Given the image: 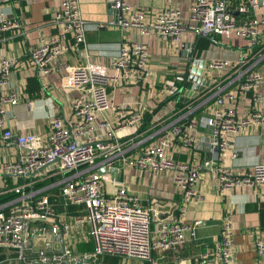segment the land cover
I'll use <instances>...</instances> for the list:
<instances>
[{"label": "built area", "instance_id": "1", "mask_svg": "<svg viewBox=\"0 0 264 264\" xmlns=\"http://www.w3.org/2000/svg\"><path fill=\"white\" fill-rule=\"evenodd\" d=\"M106 1L110 10L123 12L117 20L122 30L137 27L143 33L152 32L156 38L175 44L186 32L234 34L253 44L257 40L258 26L264 24L263 20L250 15L257 8L258 0H248L238 6L237 11L244 14L242 19L232 14L227 0H196L186 23L182 21L180 9L171 7L156 10L148 24L144 23L141 12L130 17L125 15L130 8L126 0ZM11 3L12 0H0V33L21 28V19L10 9ZM51 22L55 33L32 47L29 55L38 73L60 72L64 86L77 91L71 103L75 117L71 124L52 115L45 137L35 132L14 134L6 121L11 108L20 99L17 88L9 81L15 59L0 58V153L3 149L11 150L13 156L6 155L0 162L2 173L12 178V185H3L0 192L13 195L0 204V248L14 250L16 264H96L103 254L164 264L153 252L172 251L195 234L196 222L185 223L183 214L186 204L199 199L196 191L199 168L191 158L193 149L202 146L194 136L199 124L210 130L206 146L213 154L210 163L216 164L213 170L220 191L243 187L264 189V155L246 168L217 163L218 155L229 145L230 134L235 135L249 125L264 127L261 111L238 115L235 94L224 90V86L214 87L216 90L211 94L215 96V103L211 113L203 117L198 113L188 115L193 109L190 107L185 115L179 116L185 119L184 124L170 122L159 128L158 134L148 142L145 143L146 138L141 139L144 149L131 157L117 133L138 130L147 111L144 100L135 106L129 103L112 105L108 89L144 80L148 75L147 46L124 40L109 64L88 59L76 64L72 58L66 59L74 49L81 52L79 44L85 43L86 24L78 0H57ZM58 57L64 59L50 66L49 63ZM227 64L226 60L213 59L210 65L221 69ZM187 72L181 71L166 80L169 95L183 87L178 83H187ZM263 81L261 71L251 72L240 81V88L253 91ZM176 142L189 150L187 159L172 157L171 149ZM122 166L154 173L169 172L181 196L178 213L167 220L159 219L158 212L144 206L114 178L112 169L116 168L119 173ZM101 168L103 173L98 172ZM54 173L63 177L46 187L33 189L35 182L52 177ZM20 176L29 177V181L19 183ZM54 185H59L63 204L77 207L79 213L55 212L48 195L42 193ZM87 242L92 244L91 251H77L80 243ZM254 249L257 255H262L264 241L256 240ZM234 254L231 222L223 219L219 239L201 257L203 260L213 257L220 264H234Z\"/></svg>", "mask_w": 264, "mask_h": 264}, {"label": "crops", "instance_id": "2", "mask_svg": "<svg viewBox=\"0 0 264 264\" xmlns=\"http://www.w3.org/2000/svg\"><path fill=\"white\" fill-rule=\"evenodd\" d=\"M126 1L130 8L124 12L125 15L130 17L135 12H141L144 23L148 24L156 10L171 7L180 9L182 21L186 23L191 6L196 0ZM247 1L227 0L229 9L237 19L244 17V14L237 11L238 6ZM258 2L257 8L250 15L264 22V0ZM78 5L86 24L85 43L79 44L81 52L74 49L66 60L72 58L71 61L76 64L85 59L109 64L124 40L143 43L149 50L148 75L142 82L108 89L112 105L129 103L135 106L137 102L144 100L143 105L147 111L138 130H122L117 133L129 156L134 157L143 150L145 143L158 134L159 131H156L159 128L170 122L184 124L185 119L179 116L185 115L190 107L193 109L188 115L198 113L199 117H203L211 113L215 103V96L211 94L216 90L214 87L224 86V90L235 94L238 115L247 116L255 110L264 114V81L253 91L240 88V81L251 72L261 71L264 77V24L258 26L257 40L253 44L234 34H214L215 42L207 38L196 40L197 35L190 32L184 33L180 42L175 44L156 38L152 32L143 33L137 27L122 30L117 20L123 12L110 10L106 0H78ZM56 7L57 0H12L10 9L21 19V28L0 33V58L15 59L14 66L10 69L9 81L12 87L17 88L20 99L11 108L6 121L14 134L35 132L45 137L50 116L58 115L67 124L75 119L71 103L77 91L64 86L63 74L60 72L44 75L38 73L29 55L32 47L55 33L56 28L51 18ZM69 41L72 42L71 39ZM61 59L64 57L55 58L49 65L55 66ZM213 59L226 60L228 64L217 69L210 65ZM191 60L195 63L190 62ZM191 66L201 68V76L209 79L208 85L196 97L187 101L180 100L179 96L185 98L183 92L191 82L188 85L180 83L184 87L183 92L169 95L166 80L181 71L187 72ZM108 115L111 116V112ZM209 134L210 130L203 124H199L194 130L196 140L202 145L193 149L191 157L199 168L196 184L199 199L185 205L183 217L185 223L196 222L195 234L176 249L164 253L153 252V256L161 259L164 264H220L213 257L203 260L201 256L219 239L220 225L223 219H228L234 239V264H264V253L257 255L254 249L256 240L264 241V189L243 187L220 191L213 170L216 164L210 163L213 154L206 146ZM143 138H146L145 143L140 141ZM228 138L229 145L218 155L217 163L221 166L250 167L264 155V127L249 125L235 135L230 134ZM10 152L11 150L3 149L0 162L6 155L12 158ZM188 152L179 142L174 143L171 149V155L176 160L187 159ZM62 177L63 175L54 173L52 177L35 182L33 189L46 187ZM17 180L19 183L28 182L29 177L20 176ZM118 181L136 195L144 206L158 212L159 219L167 220L178 213L181 196L169 172L154 173L122 166L119 168ZM3 185H12V178L2 173L0 166V191ZM57 187L59 185L51 186L42 193L48 195L56 213L76 214L68 211L71 205L63 204L60 192L55 201L50 200ZM107 188L110 189V185ZM7 194L11 193L0 192V204L6 202ZM117 257L103 254L97 258L96 264H148L147 261L135 258ZM17 261L14 250L0 248V263L16 264Z\"/></svg>", "mask_w": 264, "mask_h": 264}, {"label": "water", "instance_id": "3", "mask_svg": "<svg viewBox=\"0 0 264 264\" xmlns=\"http://www.w3.org/2000/svg\"><path fill=\"white\" fill-rule=\"evenodd\" d=\"M119 12H120V10H119ZM200 38H207V39H210L211 41L215 42L213 34H211V35H197L196 40H199ZM190 62L195 63V61H192V60ZM201 74H202L201 68L196 69V68H194V66L189 67V70L187 72V83H185V84L188 85L189 82H191L192 84H190L189 87L185 88V93L183 92V90H184L183 87L179 88L178 92L179 93L183 92V94H185V96H184L185 98H183L182 95L179 96L180 100L183 99L184 101H187L189 98L195 97L199 92H201L204 89V87L206 85H208L209 79L203 78L201 76ZM112 171H113L114 178L116 180H118L117 169L113 168ZM98 172L99 173H103L104 169L101 168V169L98 170ZM31 175H32V173L29 174V176H31ZM62 247H63V244H62Z\"/></svg>", "mask_w": 264, "mask_h": 264}, {"label": "trees", "instance_id": "4", "mask_svg": "<svg viewBox=\"0 0 264 264\" xmlns=\"http://www.w3.org/2000/svg\"><path fill=\"white\" fill-rule=\"evenodd\" d=\"M181 84H183V83H181ZM179 86H180V84H179ZM181 87V86H180ZM174 97V96H173ZM154 111H155V108H154ZM54 195H52V197L50 198V200L51 201H55L56 200V197H59L58 196V193L60 192L59 191V188L57 187V188H55L54 190ZM8 196L5 198L6 200L7 199H10L13 195L12 194H7ZM68 211H70V212H72V213H79L78 211H77V207H75V206H69L68 207ZM80 212H82V211H80ZM92 250V244H91V242H87V243H80L79 245H78V248H77V251H80V252H83V251H91ZM111 257H116V258H118L116 255H111Z\"/></svg>", "mask_w": 264, "mask_h": 264}, {"label": "rangeland", "instance_id": "5", "mask_svg": "<svg viewBox=\"0 0 264 264\" xmlns=\"http://www.w3.org/2000/svg\"><path fill=\"white\" fill-rule=\"evenodd\" d=\"M107 185H109V182H106V186H107ZM101 257H102V256H101ZM97 261H98V260H96V262H97Z\"/></svg>", "mask_w": 264, "mask_h": 264}]
</instances>
